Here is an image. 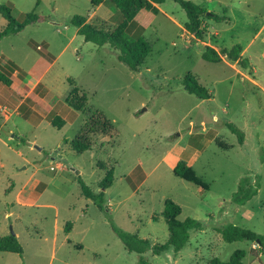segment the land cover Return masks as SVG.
<instances>
[{
    "label": "rangeland",
    "instance_id": "obj_1",
    "mask_svg": "<svg viewBox=\"0 0 264 264\" xmlns=\"http://www.w3.org/2000/svg\"><path fill=\"white\" fill-rule=\"evenodd\" d=\"M192 1L230 20L205 18L207 32L196 39L178 3L167 0L158 14L141 11L136 20L152 50L135 72L109 45L85 42L71 25L76 15L100 26L119 23L111 3L0 0L13 3L15 18L31 11L45 17L0 41V70L13 81L0 82V237L14 232L23 248L22 255L0 252V264H139L113 227L166 243L162 212L169 198L181 207L179 220H199L202 229L191 231L176 257L172 249L143 253L146 264L228 262L237 250L246 251L244 264H264L257 244L229 243L215 230L234 224L264 236V0ZM237 44L248 69L222 53ZM207 46L220 52V63L202 59ZM189 73L209 99L183 89ZM78 98L84 102L76 109L70 102ZM98 110L119 133L111 138L99 128L87 135L90 149L79 153L72 141ZM226 122L244 131L243 145ZM179 160L209 189L175 176ZM111 169L100 210L80 184L98 192ZM246 176L259 179V191L239 205L232 196Z\"/></svg>",
    "mask_w": 264,
    "mask_h": 264
},
{
    "label": "trees",
    "instance_id": "obj_2",
    "mask_svg": "<svg viewBox=\"0 0 264 264\" xmlns=\"http://www.w3.org/2000/svg\"><path fill=\"white\" fill-rule=\"evenodd\" d=\"M167 0H90L92 7H98L102 3H111L116 12L120 14L119 23L106 27L94 23L87 22L83 16L76 15L71 19V25L77 28V34L81 35L85 42H91L99 47L109 45L117 52V59L124 63L130 70L138 72L144 64L147 56L152 48L151 44L145 36V27L136 20V16L143 10L150 11L154 14L159 13L158 5L165 3ZM178 3L185 11L187 21L184 24L186 31L192 34L196 39H203L207 32V26L204 19H211L215 22L229 21L230 18L221 16L217 13L210 12L193 2L192 0H172ZM14 5L11 2L0 3V14L6 20V26L0 29V41L6 36L20 34L26 27L34 23H41L45 17L34 11L22 13L20 18L13 16ZM222 53L230 62L237 63L241 68H250L248 58L242 57V46L234 45L230 50H223ZM202 59L210 63H220L222 55L212 47H205L202 51ZM183 89L189 94H194L200 99H209L210 92L207 88L198 83L194 75L187 74L182 80ZM0 82L10 87L13 83L9 75L0 70ZM74 98H77V90L72 91ZM77 102L70 104L79 109L83 102L80 98ZM85 100V99H84ZM98 116H91V120L96 118L92 125L85 124L80 135L72 141V147L81 153L90 149V141L87 137L89 133H97L99 128L111 138L118 135V129L113 123L106 118L101 111H97ZM53 126L57 129L62 124L55 123ZM227 129L236 136L240 145L245 142V133L233 122H226ZM26 142L25 139H21ZM173 174L188 182H191L204 190L209 189V184L203 181L195 172L192 166L186 161L179 160L173 167ZM113 183V169L109 170L103 180L100 182V190L98 192L92 190L85 183L81 182V191L84 197L91 199L100 209H105V190ZM259 179L253 183L249 176L242 177L237 190L232 196V201L239 205H244L258 194ZM182 210L181 207L172 199H166L164 202L163 216L167 222L169 238L164 244H153L149 239H144L136 233L124 232L117 227H113L114 232L123 243L125 249L129 252H135L139 255V264H146L143 253L151 251L155 255H159L172 249L174 257H176L187 245L191 236V231L202 229V222L192 218L184 221L179 220ZM71 223L68 224L71 227ZM216 232L221 234L226 242L248 241L257 244L258 249L254 250L256 255L264 254V236L254 231L240 227L234 224H226L222 227L215 228ZM0 252L23 254V248L17 236L12 234L0 237ZM246 255L245 250L235 251L228 262H224L217 257L209 260L208 264H244L243 258Z\"/></svg>",
    "mask_w": 264,
    "mask_h": 264
},
{
    "label": "water",
    "instance_id": "obj_3",
    "mask_svg": "<svg viewBox=\"0 0 264 264\" xmlns=\"http://www.w3.org/2000/svg\"><path fill=\"white\" fill-rule=\"evenodd\" d=\"M208 14L210 13V12H207ZM10 234H12V235H14L15 236V233L14 232H12V233H10Z\"/></svg>",
    "mask_w": 264,
    "mask_h": 264
},
{
    "label": "crops",
    "instance_id": "obj_4",
    "mask_svg": "<svg viewBox=\"0 0 264 264\" xmlns=\"http://www.w3.org/2000/svg\"><path fill=\"white\" fill-rule=\"evenodd\" d=\"M159 6V5H158ZM189 164V163H188ZM190 165V164H189Z\"/></svg>",
    "mask_w": 264,
    "mask_h": 264
}]
</instances>
